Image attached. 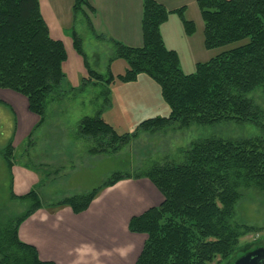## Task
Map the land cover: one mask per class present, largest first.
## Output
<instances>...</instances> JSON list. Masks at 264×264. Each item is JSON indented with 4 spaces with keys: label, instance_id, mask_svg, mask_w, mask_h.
<instances>
[{
    "label": "trees",
    "instance_id": "trees-1",
    "mask_svg": "<svg viewBox=\"0 0 264 264\" xmlns=\"http://www.w3.org/2000/svg\"><path fill=\"white\" fill-rule=\"evenodd\" d=\"M197 4L207 50L248 42L199 63L194 73L186 74L178 53L166 47L161 33V27L175 14L186 33L195 34V24L186 20L185 8L169 10L156 0H143L144 44L135 48L98 35L85 12H94L89 0H75V21L83 13L96 38L112 44L115 55L111 62L121 59L128 65L126 72L117 76L111 71L101 75L92 70L82 39L72 28L73 47L89 74L78 90L102 87L99 97L103 104L78 124V136L90 142L91 155L116 154L141 133L156 135L175 126L184 130L194 125L236 122L256 124L264 130V112L247 97L257 89L264 91V0H198ZM67 61L66 46L52 38L40 0H0V89L26 97L30 111L40 119L25 148L34 145V133L48 119L49 104L64 98ZM143 75L159 86L169 111L141 122L133 133L120 135L103 117L111 107V87L116 82L135 83ZM0 154L11 171L16 159L12 141ZM180 156L178 162L115 173L89 193L55 203H43L36 188L25 196H12L26 209L5 223L0 217V264H56L41 260L36 247L21 240L19 230L25 221L41 209L70 208L75 215L83 214L105 190L125 180L142 179L149 180L164 201L130 220L129 231L146 236L136 264L230 260L242 237L264 232V227L235 220L243 188L255 187L264 193V141L207 138L193 142ZM47 169L46 165L35 167L42 172Z\"/></svg>",
    "mask_w": 264,
    "mask_h": 264
},
{
    "label": "rangeland",
    "instance_id": "rangeland-1",
    "mask_svg": "<svg viewBox=\"0 0 264 264\" xmlns=\"http://www.w3.org/2000/svg\"><path fill=\"white\" fill-rule=\"evenodd\" d=\"M67 17L70 22H73L60 36L63 38L62 41L68 53V61L65 64L68 78L64 86V98L60 102L51 103L48 106L49 123L45 131L50 134L53 133V130L61 132L60 139L50 143L51 147L55 146V150L50 151V154L52 157H57L51 159L54 164H51L49 169L44 172L47 184L45 196L52 203L70 196L89 193L115 173H134L156 164L178 162L181 158L180 151L198 140L219 138L239 141L259 138L264 141L263 128L252 123L227 122L213 126L194 125L184 130L175 126L156 135L141 133L139 138L116 154L91 155L89 153L90 142L78 136V124L82 118L93 116L103 104V100L99 97L102 87L89 86L85 91L78 90L82 81L85 78L88 79L89 74L84 59L76 53L73 47L70 35L72 28L74 27L82 39L83 49L92 70L101 75H107L111 71L117 76L124 74L128 65L121 59L111 62L115 55L112 44L106 40L107 37L105 40L96 38L89 29L83 13L79 14L75 21L73 9H71ZM188 18L191 20L186 19L187 21L194 20L196 22V24L193 22L196 27V35L193 38L194 46L192 44L193 53L186 52L187 46H182L180 42L176 45L183 52L180 59L182 69L186 74L194 73L198 63H206L220 53L248 42L244 41L220 49L207 50L204 45V28L199 9H190ZM182 28L184 29L183 35L189 36L184 25ZM111 88L113 90L111 107L105 110L103 117L120 135L133 133L141 122L155 116H164L165 112L169 111L161 96L159 86L146 75L131 84L116 82ZM247 97L264 112V91L262 89L255 90ZM58 146L61 147L60 150ZM24 162L30 165L37 164L36 160H24ZM242 195L235 210L236 222L264 227V193L251 187L243 188ZM20 205L2 215L3 221L1 222L5 223L22 214L25 208H23V204ZM261 246H264V232L246 235L240 239L239 246L230 260L222 262L218 259L214 264H232L245 252Z\"/></svg>",
    "mask_w": 264,
    "mask_h": 264
},
{
    "label": "crops",
    "instance_id": "crops-1",
    "mask_svg": "<svg viewBox=\"0 0 264 264\" xmlns=\"http://www.w3.org/2000/svg\"><path fill=\"white\" fill-rule=\"evenodd\" d=\"M156 1L169 10L185 8L187 20H191L188 18L190 9H199L198 0ZM89 2L94 12H85L90 15L98 35L113 38L129 47L143 46V0ZM74 3L75 0H40L42 15L52 38L55 36L54 39L62 41L61 33L73 22L67 15ZM177 16H170L161 27V33L167 48L176 51L181 58L183 52L176 47L177 43L186 45V52L192 54L196 33L183 35L181 19H174ZM192 22L196 24L194 20ZM202 26L204 28V22ZM111 92L113 96V90ZM165 113L167 115L168 111ZM39 120L30 111L26 97L0 89V149L12 141L16 158L10 171L0 154V217L21 204L12 196H25L35 188L43 203L51 202L45 196V173L35 167L54 164L51 159L57 156H51L50 151L53 152L55 146L51 147L50 143L58 141L61 132L45 133L47 119L34 133V145L25 148ZM24 160H36L37 164L30 165ZM163 201V196L149 180H125L103 192L83 214L75 215L70 208L39 210L21 225L19 236L23 242L36 247L43 261L56 264H136L146 236L130 233L129 222L132 217L160 206ZM22 206L26 209L25 205Z\"/></svg>",
    "mask_w": 264,
    "mask_h": 264
},
{
    "label": "water",
    "instance_id": "water-1",
    "mask_svg": "<svg viewBox=\"0 0 264 264\" xmlns=\"http://www.w3.org/2000/svg\"><path fill=\"white\" fill-rule=\"evenodd\" d=\"M232 264H264V246L243 254Z\"/></svg>",
    "mask_w": 264,
    "mask_h": 264
}]
</instances>
